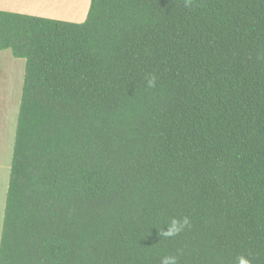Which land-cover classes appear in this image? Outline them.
<instances>
[{
	"label": "trees",
	"instance_id": "obj_1",
	"mask_svg": "<svg viewBox=\"0 0 264 264\" xmlns=\"http://www.w3.org/2000/svg\"><path fill=\"white\" fill-rule=\"evenodd\" d=\"M6 49L25 67L0 264H264V0L0 10Z\"/></svg>",
	"mask_w": 264,
	"mask_h": 264
},
{
	"label": "rangeland",
	"instance_id": "obj_2",
	"mask_svg": "<svg viewBox=\"0 0 264 264\" xmlns=\"http://www.w3.org/2000/svg\"><path fill=\"white\" fill-rule=\"evenodd\" d=\"M76 2L79 3H75L76 7L73 8V14H71L70 17L69 15H60V13L46 9L45 7L48 8L51 6V3L45 5L39 0L38 12L43 13L40 15L41 17L80 23L86 19L90 0H76ZM80 6L81 8H79ZM48 15L58 16L53 18ZM24 67V59L15 58L8 49L0 51V192H2V187L7 184L9 179L12 147L21 97ZM3 203L4 196L2 197V193H0V232L4 207Z\"/></svg>",
	"mask_w": 264,
	"mask_h": 264
},
{
	"label": "clouds",
	"instance_id": "obj_3",
	"mask_svg": "<svg viewBox=\"0 0 264 264\" xmlns=\"http://www.w3.org/2000/svg\"><path fill=\"white\" fill-rule=\"evenodd\" d=\"M184 4L185 7H190L192 0H184ZM145 83L147 88H154L156 86V77L150 74L146 78ZM188 227H190L189 217H173L168 222L166 230H161L158 234L160 237L164 238L174 237L179 235ZM160 264H178V258L176 255H165L161 257ZM235 264H252V261L245 255H239L235 259Z\"/></svg>",
	"mask_w": 264,
	"mask_h": 264
},
{
	"label": "crops",
	"instance_id": "obj_4",
	"mask_svg": "<svg viewBox=\"0 0 264 264\" xmlns=\"http://www.w3.org/2000/svg\"><path fill=\"white\" fill-rule=\"evenodd\" d=\"M0 10H3V11L11 10L9 12L13 11L16 13H22V14H27V15H32V16H40L43 14V13L38 12V0H0ZM48 16L54 18L55 16H58V15H55V16L48 15ZM7 187H8V182L5 186L2 187V192H0L2 193V197L4 196V203H3L4 206H5V197H6ZM3 212H4V207H3ZM2 218H3V215H2ZM1 226H2V223H1Z\"/></svg>",
	"mask_w": 264,
	"mask_h": 264
},
{
	"label": "bare ground",
	"instance_id": "obj_5",
	"mask_svg": "<svg viewBox=\"0 0 264 264\" xmlns=\"http://www.w3.org/2000/svg\"><path fill=\"white\" fill-rule=\"evenodd\" d=\"M39 1L43 2L45 5L51 3V6L48 5L49 7L48 8L45 7V8L48 10H51L53 12L60 13V15L61 14H63V15L65 14V16L69 15V17L71 14H73V11H74L73 8H75L76 4L79 3V2H76V0H39ZM42 6H44V5H42ZM79 8H81V6ZM82 11H84V10H82ZM82 11H80V12H82Z\"/></svg>",
	"mask_w": 264,
	"mask_h": 264
}]
</instances>
